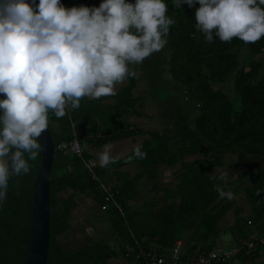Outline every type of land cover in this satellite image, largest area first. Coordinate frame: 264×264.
Segmentation results:
<instances>
[{
	"label": "trees",
	"instance_id": "trees-1",
	"mask_svg": "<svg viewBox=\"0 0 264 264\" xmlns=\"http://www.w3.org/2000/svg\"><path fill=\"white\" fill-rule=\"evenodd\" d=\"M68 1L62 0L65 5ZM166 2L167 15L176 21L170 26L165 44L168 74L195 107L192 124L201 140L144 129L129 121L131 116L142 115L137 109L141 100L135 92L137 75L127 76L114 94L81 97L77 108L68 103L63 117L50 112L49 130L56 149L49 189L46 264H107L120 252L135 264H149V251L170 254L178 239L182 241L183 258L207 252L218 245V224L235 200L221 197L217 190L216 185L223 182L220 175H212L209 170L225 162L220 155L209 156L208 145L264 157V63L253 60L245 65L240 57L244 48L249 50V57L264 53V37L255 42L215 37L208 42L195 28V9L187 4L175 7L174 0ZM228 80L233 97L214 87ZM141 135H148L140 142L147 151L146 157L129 160L132 148L106 167L90 162L94 154L85 144L98 149L106 143ZM74 138L83 148L80 154L58 147ZM175 138L177 145L172 144ZM193 154L198 156L190 158ZM41 157L42 153L30 161L28 174L10 178L7 198L0 205V264H24L34 181ZM176 166L175 181L153 183L154 195L142 198L139 186L143 179L155 181L161 177L162 167ZM108 173L114 177L106 178ZM243 177L248 182L241 181L232 187L233 181L228 180L235 194L243 191L250 206L247 217L240 213V206L234 207L235 221L229 230L235 243H243L253 234L264 235V172L247 169L238 179ZM67 189L71 191L61 196ZM82 196L101 206L110 235L119 241L117 246L90 236H86L85 244L71 250L60 243L58 236L71 229L72 212ZM260 254L242 247L231 261L212 264H264V259L258 260Z\"/></svg>",
	"mask_w": 264,
	"mask_h": 264
},
{
	"label": "clouds",
	"instance_id": "clouds-1",
	"mask_svg": "<svg viewBox=\"0 0 264 264\" xmlns=\"http://www.w3.org/2000/svg\"><path fill=\"white\" fill-rule=\"evenodd\" d=\"M185 4L195 9V28L208 42L264 37V0H174L175 7ZM168 10L166 0L70 7L62 0H0V93L6 94L0 97V205L10 178L28 174L44 149L39 138L50 112L63 117L68 103L77 108L81 97L114 94L117 82L135 76L129 62H142L167 43L176 23ZM146 156L138 143L128 159ZM98 158L103 167L114 162L110 143ZM220 179V196L233 198L227 170Z\"/></svg>",
	"mask_w": 264,
	"mask_h": 264
},
{
	"label": "rangeland",
	"instance_id": "rangeland-1",
	"mask_svg": "<svg viewBox=\"0 0 264 264\" xmlns=\"http://www.w3.org/2000/svg\"><path fill=\"white\" fill-rule=\"evenodd\" d=\"M100 0H69L66 6L86 4V5H99ZM249 50L242 49L240 57L248 64L253 60L262 61L264 63V53L249 57ZM167 57L168 52L166 45L160 50L154 51L147 56L142 62H129L130 69L135 71L138 77V84L135 88L136 94L140 95L141 100L137 104V109L142 113L141 116H131L129 121L137 123L144 129H156L160 132H166L174 135L175 137L183 136L186 140H201L193 129L192 120L195 114V107L187 100L186 94L178 84L170 79L167 70ZM127 77L115 84V88L119 83H125ZM215 88H221L226 91L230 97L234 96L231 81L228 80L222 84H214ZM91 97V96H89ZM148 135L137 136L135 139L125 138L122 140L114 141L111 144V153L117 158L125 155L130 151L134 145L140 143L143 138ZM206 143V142H205ZM173 145H177L178 141L175 138L172 141ZM208 145V144H207ZM85 146L94 154V159L90 161L92 164L100 163L98 153L103 151L104 146L100 148H89ZM209 156L215 157L220 155L224 160V164L211 168L209 171L212 175H220L222 171L227 170L229 179L233 181L232 186H236L241 181L248 182L246 177L238 179V176L244 173L247 169H255L264 172V157L242 154L236 150L224 151L209 146ZM198 155H191L190 158H195ZM178 166L173 168L162 167L161 177L155 181H148L143 179L139 189L142 198H147L154 195L155 191H151L153 183H162L164 181H175L173 171ZM133 172L134 167L130 168ZM114 174L108 173L106 178H113ZM112 181V180H111ZM152 182V183H151ZM71 190L67 189L65 192L60 193L65 196ZM234 206L219 222L220 235L217 238V244L232 246L235 240L230 232V227L235 221L234 207L240 206V213L243 216H248L249 203L243 191L239 190L235 194ZM141 201V200H140ZM139 201V202H140ZM138 202V203H139ZM72 227L71 229L58 236V240L66 249H72L82 246L86 243V236H90L93 240L106 239L110 244L117 246L119 241H114L108 230V222L102 213V208L95 201L87 196H82L78 199V205L72 212ZM264 259V253L260 254L258 260ZM107 264H135L129 261L121 252L116 258H112Z\"/></svg>",
	"mask_w": 264,
	"mask_h": 264
},
{
	"label": "water",
	"instance_id": "water-1",
	"mask_svg": "<svg viewBox=\"0 0 264 264\" xmlns=\"http://www.w3.org/2000/svg\"><path fill=\"white\" fill-rule=\"evenodd\" d=\"M6 94L0 93V97ZM45 145L41 163L34 181L30 236L24 264H46L50 237L49 189L55 144L48 129L39 138Z\"/></svg>",
	"mask_w": 264,
	"mask_h": 264
},
{
	"label": "built area",
	"instance_id": "built-area-1",
	"mask_svg": "<svg viewBox=\"0 0 264 264\" xmlns=\"http://www.w3.org/2000/svg\"><path fill=\"white\" fill-rule=\"evenodd\" d=\"M59 148L70 150L73 153L80 154L83 150L77 138L70 141H64L58 145ZM182 241L178 239L170 254H156L154 251H149V264H212L231 261L233 255L245 247L247 251H256L264 253V235L253 234L243 243H235L228 247L225 245H217L213 249L197 253L193 256L183 258L181 256ZM262 248H259V247Z\"/></svg>",
	"mask_w": 264,
	"mask_h": 264
},
{
	"label": "crops",
	"instance_id": "crops-1",
	"mask_svg": "<svg viewBox=\"0 0 264 264\" xmlns=\"http://www.w3.org/2000/svg\"><path fill=\"white\" fill-rule=\"evenodd\" d=\"M124 83H119V85H118V87L116 88V90L121 86V85H123ZM129 152V151H128ZM72 216H73V213H72ZM68 250H71V249H68Z\"/></svg>",
	"mask_w": 264,
	"mask_h": 264
},
{
	"label": "bare ground",
	"instance_id": "bare-ground-1",
	"mask_svg": "<svg viewBox=\"0 0 264 264\" xmlns=\"http://www.w3.org/2000/svg\"><path fill=\"white\" fill-rule=\"evenodd\" d=\"M159 174V173H158ZM152 183V182H151Z\"/></svg>",
	"mask_w": 264,
	"mask_h": 264
}]
</instances>
